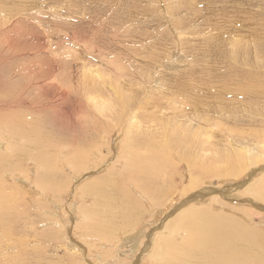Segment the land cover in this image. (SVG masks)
Wrapping results in <instances>:
<instances>
[{"label": "rangeland", "instance_id": "374dc122", "mask_svg": "<svg viewBox=\"0 0 264 264\" xmlns=\"http://www.w3.org/2000/svg\"><path fill=\"white\" fill-rule=\"evenodd\" d=\"M11 1L14 7L15 3L18 7L8 10L5 6L8 18L26 6L24 0ZM112 1L115 4L111 6ZM116 1L58 0L56 6H62V10L56 11L54 16H49L41 8L42 15L55 24L30 20L25 16L28 13H18L1 27L4 34L0 33V141L5 153L0 151V194L7 200L0 206L1 220L5 218L0 233L7 237L6 241H1L6 256L1 264H11L14 253L20 256L18 264H159V258L155 259L157 255L160 257L157 249L167 237L161 238V232L169 224L166 222L177 215L184 218L183 221L192 220L195 214L220 215L226 222H234L264 236V210L259 209V205L264 207V200L257 199L252 192L257 187L256 192L264 194V151H261L264 149V102L261 103L264 97L256 98L253 105L242 100L246 113L253 119L245 111L232 116L216 114L212 116L215 122L212 126L206 122L211 117L207 107L195 113L187 106L165 105L166 97L161 101L160 109L152 105L149 96L158 89L155 88L156 82L150 84V78L143 81L136 76L120 79L116 87L111 73L125 62L114 58L113 33L117 32L116 36L121 40L151 28L156 21L165 27L163 15L159 13L165 12L166 0H139V6L135 4L138 3L136 0ZM175 1L189 16L200 2ZM252 2L254 7L252 4L249 12L256 13L259 7L255 0ZM72 4L75 10L70 6ZM18 21L16 34L10 33L15 29L11 25ZM190 24L191 20L187 29ZM195 27L188 30L194 34L183 32V39L200 41L216 34L210 27L205 31ZM8 37L12 43H8ZM234 37L224 34L218 37V41L226 43L227 40L233 41ZM172 41L169 36V43ZM217 56L221 62L225 59L222 54ZM205 58L203 62L198 61V66L213 62L215 55ZM256 59L264 80V52ZM185 67L173 70L179 73L177 77L187 71ZM42 72H45L44 76ZM52 85L68 93L63 102L51 98V90L55 92ZM156 91V95L164 96ZM103 105L109 109L99 110L98 107ZM258 109L259 116L250 113ZM151 115L162 117L164 129L156 121V127L152 129L158 116L153 118ZM227 128L236 130L229 133L225 130ZM39 133L41 136L37 138ZM32 136L35 137L33 144L29 143ZM19 149L22 152L16 154ZM248 150L254 152V156ZM35 155L42 159L40 164L33 161ZM222 156H227L225 164ZM254 161H259L255 168H247ZM224 165L225 177L220 174L221 177L218 173ZM251 169L256 172L247 186L252 189L250 192L247 187L240 188V184L250 182L247 174L252 173ZM205 190L210 191L204 193ZM226 190L229 192L221 195ZM199 192L204 193L203 199H190ZM158 194L162 195L159 197ZM108 198L109 202H106ZM189 201L187 209L180 212L182 204ZM91 206L108 209L99 210L100 214V208H97V213H93ZM111 212L114 222L109 215ZM129 215L134 216L133 219H129ZM229 227L240 231L233 225ZM170 228L168 233L175 230V227ZM134 236L139 238L135 248L132 247ZM71 240L75 246L70 244L73 243ZM68 244L74 248L72 251L66 249ZM79 246L86 250L84 256H81ZM168 256L167 252H162L163 259Z\"/></svg>", "mask_w": 264, "mask_h": 264}, {"label": "bare ground", "instance_id": "6f19581e", "mask_svg": "<svg viewBox=\"0 0 264 264\" xmlns=\"http://www.w3.org/2000/svg\"><path fill=\"white\" fill-rule=\"evenodd\" d=\"M24 1L26 2L25 3L26 6L23 5V7H21L17 13L13 14L12 16H10L8 18L9 14H8V12L5 11V6L8 10H11V8L17 9L16 6L18 7V5L15 3L16 6L14 7L13 2L11 0H0V14H4L0 17V19H1V21H0V33H3L1 27L5 26L8 22V20H11L10 18L16 17L18 13H21L23 15H24V13H28V14H25V16L29 17L30 20L34 19V21H37L38 19H40V20H45L48 23H54L55 24V22H52L51 19H48L42 15V14H44L42 9L44 8L46 10V13L49 16L50 15L54 16V15H56V13H55L56 11L62 10V6H60L61 8L59 6L58 7L56 6L58 0H24ZM99 1H102V3H103V0H99ZM136 1H138V3H135V4H138V6H139V4H140L139 0H136ZM88 2H89V0H88ZM96 2H98V1H96ZM255 2H257V5L256 4L255 5L258 6L259 9L256 13H252L251 11H250L251 12L250 13L249 7H251V5L253 4L252 0H220L219 2H218V0H200V2H198V3L195 2L196 5L192 9L191 16H189L188 14L183 12V9H182V7H180L179 2L173 0V3H171L170 0H166L165 12L159 13V14L163 15V18H164L163 20L165 21L164 22L165 27H163V25L159 21H156L158 24L157 23L152 24L151 28H147L144 31H142L138 34H135V35L130 34V35H128V39H126L127 38L126 37L125 39H121V40L117 37L118 36L116 34L117 32L113 33V35H114V46H115L114 51H113L114 58L116 60H119V59L124 60V62H125L124 66L119 67L118 69H116L115 71H113L111 73V77L114 81V85L116 86L117 83L121 82L120 79L125 80L126 78H128V77L132 78L133 76L138 77V79H140L142 81L150 78V79H152L150 84H152L153 82H156L155 88H157L158 90L157 91L154 90V91L159 92L161 94H164V96L163 95L159 96V95H156L153 91L152 92L153 94H151L149 96V102H152L151 103L152 105H154L155 107H158V109H160V106L163 103V102L161 103V101L166 97V104L165 105L172 106L174 104H177L178 106H184V107L187 106L189 109L192 110V111L190 110L191 112H195V113L199 112L203 107H207L208 109H210L209 110L210 113L209 112L208 113L211 114V117L206 122H208L209 124H212V126H213V122H214V121H212V119H213L212 116H215L216 114L217 115L218 114L224 115L227 113V114H231V116H232V115H235V113H238V114L241 113L242 114V113H244V111L246 113L247 108H246V106H244L245 105L244 103L246 100L248 101L249 104L253 105L255 103L256 98L264 97V80L260 75L261 72L258 71L260 67L258 65V61H257L258 59H256L259 55H261L264 52V0H255ZM65 3L66 2H64V4ZM70 3H71V1H70ZM72 3H74V2H72ZM111 3H112L111 6L115 4V2H113V1ZM94 4H96V3H94ZM172 4H173V6H172ZM70 6L72 7V10H73L74 4H72ZM253 7H254V4H253ZM106 8H107V6H106ZM86 10H88V9H86ZM251 10H253V9H251ZM30 11H33V13H29ZM79 11H80V8H79ZM107 11L108 10H106V12ZM142 11H144V9ZM135 14H136V12H135ZM107 15H109V14H107ZM101 16H103V15L100 14V17ZM72 17H70V18H72ZM107 18H108V16H107ZM189 20H191V24H190V27L187 29V24H188ZM19 22L20 21H18V23H16L13 26L11 25V27L12 28L17 27L20 24ZM195 26H197V27H195ZM194 27L196 28V30H200V31L201 30L205 31L208 27H210L212 30H215V31H213V33L216 32V34H215V36L210 37V38H205V39L202 38V39H200V41H190L188 39H183V37H184L183 32L186 35L195 33V32L188 31V30H192ZM5 28H7V27H5ZM156 28H157V30H155ZM10 33L16 34V28ZM10 33H8V35H10ZM234 33L236 35H234ZM5 34H6V32H5ZM224 34L227 36H232V37L235 36L234 37L235 39L233 41L227 40L226 43L219 42L218 37L224 36ZM169 36H171V38L173 40L172 44L169 43ZM9 38L10 37L7 38L8 43H12L13 40L10 41ZM23 41L25 43V39H23ZM223 45H224V47L221 48ZM218 54H222L225 57V59H223V62L220 61L221 58H219L217 56ZM211 55H215V59L213 62H211V63L207 62L205 64L202 63L200 66H198L199 62H203L204 59L206 60L205 57H211ZM184 65L187 66V68L185 67L187 69V71L183 72L181 77H177L179 73H177L176 71H173V70L176 67L184 66ZM46 68L49 69L51 67H46ZM46 68H44V69H46ZM57 71L58 70H56V72ZM80 71H78V72H80ZM257 71H258V73H257ZM43 73H45V72H42V74ZM46 75H48V74H46ZM43 76H44V74H43ZM42 77H41V79H42ZM48 77H49V75H48ZM150 79H149V81H150ZM44 84L46 85V83H44ZM153 85H154V83H153ZM52 88L55 89V92L49 88L52 91V95H53V97H51V98L55 99V101L63 102V100H65L66 97H68V93L64 89L63 90L62 89L57 90V87L54 85H52ZM77 90H79V89H77ZM77 92H79V91H77ZM55 93H56V95H55ZM145 96H147V95H144L143 97H145ZM36 97H37V95H36ZM228 99H231V100L228 101ZM243 99H245V101H242ZM263 102L264 101H262L261 103H263ZM47 105H45V106H47ZM255 106H253L252 108L254 109L258 105L256 107ZM249 107L251 108L250 105H249ZM263 107H264V105H263ZM98 109L101 111H107L109 109V107L103 105L100 108L98 107ZM76 110H77V108H76ZM101 111H100V113H103ZM175 111H177V110H175ZM204 111H205V109H204ZM259 111L260 110L258 109V110H254V112L251 111L250 113L251 114H253V113L257 114ZM168 112H169V110H168ZM77 113H78V111H77ZM203 114H202V116H203ZM246 114L249 118L251 117L250 114H248V113H246ZM184 115H185V113H184ZM186 115H188V113H186ZM262 115H261V117H262ZM151 116L154 118L155 115H151ZM156 116H158V115H156ZM179 116H181V114ZM205 116H203V117H205ZM169 117H171V116H169ZM172 117H173V115H172ZM218 117H220V115ZM244 117H245V115H244ZM168 119L170 120V118H168ZM218 119H220V118H218ZM188 120H190V119H188ZM155 121L159 122L160 126L163 128L164 125H163V123L161 124L163 119H162V117L159 118V116H158V118L156 117L152 123V129L155 126L154 125L156 123ZM173 121H174V119H173ZM2 126L4 127V125H2ZM221 126H223V123H221ZM41 128L43 129V127H41ZM169 129H171V128H169ZM175 129L176 128H174V131H175ZM188 129H190V128L188 127ZM40 130H38V131L40 132ZM208 130H210V129H208ZM225 130H228L229 133H233V132H235L236 129L235 128H233V129L227 128ZM32 131H34V130H32ZM40 133L36 135L37 138H40V136H41ZM185 133H186V131H185ZM197 133H200V132H197ZM180 134H184V133H180ZM188 136H190V135H188ZM200 136H202V135H200ZM34 138L35 137L32 136L29 139V143L33 144ZM200 139H202V138H200ZM220 139H222V138H220ZM172 140L174 142V139H172ZM196 140H197V138H196ZM198 140H199V138H198ZM215 140H216V138H215ZM240 140L244 142V140H242V139H240ZM217 144H219V141ZM219 145H221V144H219ZM250 146H251V144H250ZM229 147H230V145H229ZM218 149H220V148H218ZM4 150L5 149H4L3 142L0 141V151L5 153ZM226 150H227V147H226ZM251 150H248L247 152L249 154H253L252 156H254V152L251 153ZM253 150L256 151L255 149H253ZM261 151L263 152L264 149ZM21 152H22V150L19 149L15 153L18 154ZM35 156H36L35 157L36 159L33 161L36 164H40L42 159L38 155H35ZM222 157H223V163L225 164V161H227V159H226L227 156H222ZM245 157H243V158L245 159ZM251 158H253V157H251ZM258 162L259 161H254L253 163H250V165L247 168H249L251 166H254V168H255V166L257 165ZM2 167H4V166H2ZM221 169L222 170L219 173L218 172L217 173L219 174V176L224 175V177H225V165ZM251 172L252 173H248L249 175L247 174V178L251 179L250 182L248 184H244L242 186L240 184V188L241 187L245 188L251 183V181L253 180L252 178L255 177L254 173L256 172V170L254 171L253 169H251ZM2 173H5V172H2ZM56 187H58V186H56ZM61 187H62V185H61ZM247 188H245V189H247ZM254 188H253V190L248 188V191L252 190V192H254V195L257 197V199H259L261 201H262V199L264 200V194H262L261 191L256 192V190L258 188L257 187L255 189ZM228 189H229V187H228ZM237 189L235 191H237ZM164 191L165 190H163L162 192H164ZM207 191H210V190H205L204 193ZM228 192L229 191L226 190L223 193H221V195L227 194ZM260 192H261V194H260ZM154 193H156V192H154ZM160 193H161V191H160ZM204 193L199 192L197 195H195L194 197H191L190 199L201 200V199H203L202 197H203ZM59 194H57V195H59ZM152 194H153V192H152ZM152 194H150V195H152ZM161 195L162 194H160L159 197ZM255 196L252 198H255ZM107 197H109V196H107ZM93 201H94V199H93ZM107 201L109 202V198L106 200V202ZM4 202L5 203L7 202L6 197H4V195L0 194V206ZM100 202H102V201H100ZM94 203L98 204L97 202H94ZM184 203L185 204H182L180 212L186 207V204L188 205L190 203V201L184 202ZM133 204H135V203H133ZM100 205H101V203H100ZM128 205H129V203H128ZM93 206H95V205H93ZM93 206H91L90 209L93 211V213H97V211H95V210H97V208H100V207H97V206L93 207ZM121 207H123V206L121 205ZM104 208H105L104 206H103V208L101 207L100 209H98V212H99V210L101 211V209L104 211ZM106 208L108 209V207H106ZM128 208H129V206H128ZM136 208H137V206H135V209ZM107 209H106V211H107ZM132 209H134V208L132 207ZM185 209H187V208H185ZM259 209L264 210L263 205L262 206L259 205ZM116 210H118V209H116ZM186 211L184 213H186ZM85 212H86V210H85ZM114 212H115V210H114ZM118 212H119V210H118ZM129 213H130V211H129ZM100 214H98V215H100ZM112 214L113 213L111 212L109 215L112 216ZM127 214L128 213L126 211L125 215L128 216ZM92 215L93 214H91V216ZM130 215L128 218L133 219L134 216L131 217ZM118 216H120V213L118 214ZM86 217H88L87 214H86ZM100 217H102V215H100ZM104 217L105 216H103V218ZM114 217H116V216L114 215ZM135 217H137V216H135ZM194 217L195 218H193L192 220L183 221L184 218L177 215L175 219L173 218V220H169L168 222H166V224L167 223H169V224L166 227H164V230L161 232L160 237L163 239L166 236L167 237H166L164 243H161L160 246H158L157 252L159 253L160 257H158V255L156 254L157 256L155 258V259L159 258L158 260L161 261V263H159V264H264V236L262 234H260V232L249 231V230L245 229L243 226L241 227L239 224L237 225L236 223L231 222V221L226 222V219L220 215L215 216V215H211V214H204V215L195 214ZM1 218H2V215L0 216V225L2 224V222H5V218H3L4 220L3 219L1 220ZM111 218L114 222L113 216ZM168 218H170V217H168ZM168 218H166V220H168ZM85 220H87V218ZM104 220H107V219H104ZM134 221H135V219H134ZM88 222H89V220H88ZM110 222H111V220L109 221V223ZM113 222L111 224H114ZM85 224L88 225L87 223H85ZM99 224H102V223H99ZM111 224H109V225H111ZM228 225H233V226H235V228L237 230L239 229L240 231H236L230 227L228 228ZM96 226H98V225H96ZM170 227H175V230L168 233V231L171 229ZM7 228L8 227H5L6 230H7ZM82 228H84V227H82ZM101 228H102V226H101ZM0 229H2V227H0ZM125 229H127V228H125ZM132 230H134V229H132ZM0 231H2V230H0ZM139 231H141V229ZM261 233H263V232H261ZM139 234H141V232ZM129 235L126 237H129ZM138 236H140V235H138ZM138 236H134L132 239L133 245H132V243H131V245L134 248L137 246V242L139 241ZM105 237H107V235ZM6 239H7V237L4 235V233L3 234L0 233V261L6 257L5 254L2 252L4 247L1 244L3 241H6ZM109 239H111V238H109ZM153 240L155 241V239H153ZM123 241L125 242V240H123ZM71 242H73V243H70V244L75 246V242L72 240H71ZM140 242H141V240H140ZM126 243H127V241H126ZM77 248L80 249L81 247L79 246ZM66 249L69 251H72V249H74V248H72L68 244V247H66ZM104 249H107V248H104ZM80 250L83 253V255L81 254V256H84L86 253V250L85 249H83V250L80 249ZM154 252H155V249H154ZM162 252H167L170 256H168V258L163 259L161 257ZM12 257H14V259L12 258L11 264H14V263L18 264V262H20L19 261L20 256L17 255L16 253H14L12 255ZM79 257H80V254H79ZM42 258H41V260H42ZM43 259H45V258H43ZM163 260H164V262H163ZM83 261H85V259H83ZM99 261H101V260H99ZM8 262H9V260H8ZM6 264H8V263H6ZM26 264H27V262H26ZM87 264H90V263L87 262Z\"/></svg>", "mask_w": 264, "mask_h": 264}]
</instances>
